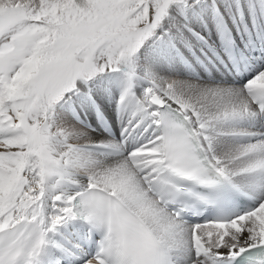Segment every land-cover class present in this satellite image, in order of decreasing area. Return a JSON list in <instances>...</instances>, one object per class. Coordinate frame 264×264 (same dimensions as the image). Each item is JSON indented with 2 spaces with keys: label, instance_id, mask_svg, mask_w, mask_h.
I'll return each mask as SVG.
<instances>
[{
  "label": "snow or ice",
  "instance_id": "obj_1",
  "mask_svg": "<svg viewBox=\"0 0 264 264\" xmlns=\"http://www.w3.org/2000/svg\"><path fill=\"white\" fill-rule=\"evenodd\" d=\"M0 264H264V0H0Z\"/></svg>",
  "mask_w": 264,
  "mask_h": 264
}]
</instances>
